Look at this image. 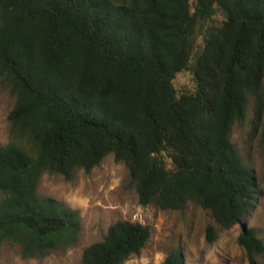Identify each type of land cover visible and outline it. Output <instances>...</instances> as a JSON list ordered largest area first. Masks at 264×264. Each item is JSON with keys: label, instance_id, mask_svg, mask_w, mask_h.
<instances>
[{"label": "trees", "instance_id": "16d2710c", "mask_svg": "<svg viewBox=\"0 0 264 264\" xmlns=\"http://www.w3.org/2000/svg\"><path fill=\"white\" fill-rule=\"evenodd\" d=\"M186 72L194 87L178 90ZM0 76L15 96L0 146V246L24 258L75 246L79 213L40 197L41 178L71 181L113 155L141 205L194 204L212 218L209 244L242 226L238 245L264 256L243 224L255 174L232 142L252 102L261 117L264 0H0ZM151 234L117 221L81 264H124ZM177 244L162 264H187Z\"/></svg>", "mask_w": 264, "mask_h": 264}, {"label": "rangeland", "instance_id": "374dc122", "mask_svg": "<svg viewBox=\"0 0 264 264\" xmlns=\"http://www.w3.org/2000/svg\"><path fill=\"white\" fill-rule=\"evenodd\" d=\"M174 83L181 91L194 87L188 72L178 74ZM14 104L15 96L0 76V146L11 139L8 117ZM254 106L252 102L245 123L234 126L232 142L253 169L256 179L253 207L243 224L254 228L264 239V102L258 122ZM38 192L42 198L54 199L78 211L82 228L77 244L43 258H24L18 245L5 242L0 246V264H81L85 248L101 241L109 227L120 220L139 222L152 233L140 254L131 256L124 264H162L178 242L187 264H264V256L252 261L238 245L242 226L234 227L209 244L206 228L212 218L200 207L190 204L185 210L175 212L141 205L126 166L116 162L113 155L89 173L78 171L71 181L61 175L45 174Z\"/></svg>", "mask_w": 264, "mask_h": 264}]
</instances>
